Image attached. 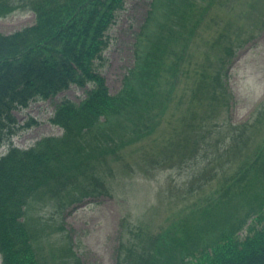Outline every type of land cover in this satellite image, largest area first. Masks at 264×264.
<instances>
[{
  "label": "trees",
  "instance_id": "obj_1",
  "mask_svg": "<svg viewBox=\"0 0 264 264\" xmlns=\"http://www.w3.org/2000/svg\"><path fill=\"white\" fill-rule=\"evenodd\" d=\"M124 2L0 0V16L29 9L35 17L31 25L0 32V146L15 131L13 111L71 86L85 89L78 102L64 98L56 104L49 121L62 128L60 136L42 137L28 148L10 141L0 155L1 264H47L40 250L48 234L40 236L42 228L30 211L36 201L58 197L64 206L103 193L112 160L152 134L159 137L152 154L159 148L168 153L176 140L177 150L186 148L177 155L176 165H183L199 157L203 144L221 127L230 102L224 78L232 41L222 47L224 55L218 48L202 51L203 68L195 71L197 108L185 106L187 98L178 91L179 78L190 80L193 57L198 58L188 51L184 35L198 24L196 19L186 28L193 0H151L133 65L120 89L108 91L99 66L106 32ZM155 10L177 17L167 26L157 22L167 35L156 36L160 30L151 32L148 26ZM238 30L237 44L251 37L240 26ZM258 108L253 122L232 126L236 132L222 136L230 147L217 161L232 162L233 172L216 193L158 229L148 228L150 221H132L116 247L115 264H264V101ZM176 131L194 136L175 139ZM56 264L83 263L70 246Z\"/></svg>",
  "mask_w": 264,
  "mask_h": 264
},
{
  "label": "rangeland",
  "instance_id": "obj_2",
  "mask_svg": "<svg viewBox=\"0 0 264 264\" xmlns=\"http://www.w3.org/2000/svg\"><path fill=\"white\" fill-rule=\"evenodd\" d=\"M193 1L186 28L189 30L196 19L198 24L192 33L184 31L188 51L199 55L198 58L193 57V65L205 56L203 50L208 52L218 48L220 53L223 46L233 42L224 82L230 102L220 117L221 127L209 136L207 146L203 144L199 157L183 165H176L177 155L186 148L177 150L175 140L166 149L168 153L159 148L152 154L154 141L157 144L159 139L152 134L123 149L119 157L112 160L113 171L106 170L105 173L104 193L98 192L93 198L86 197L64 206L59 205L58 197L46 203L36 201L30 211L33 218H38L40 230L42 228L40 236L48 234V240L40 250L47 264L52 261L56 264L63 250L70 246L83 264H115L116 247L120 239L127 237L125 233L132 221H150V229L165 226L171 218L189 212L215 194L232 174V162L227 163L222 157L217 161V157L230 147L222 136L231 135L232 126L253 122L259 112L258 107L264 101V0ZM150 2L125 0L123 8L116 13L115 22L106 32L107 47L99 70L110 93L120 89L124 73L133 65L137 35L148 17ZM154 17L155 20L148 24L153 29L151 32L160 30L158 23L164 22L167 26L177 18L173 14L169 17L162 10H155ZM34 18L31 10L16 9L0 16V32L7 34L31 25ZM239 26L252 36L242 44L234 42ZM174 27L179 28L178 25ZM221 33L224 36L219 45H213ZM164 35L167 32L161 30L156 34ZM178 82L179 93H184L187 98L185 106L197 108L193 98L197 94L196 83L192 80L187 82L184 77H180ZM84 90L71 86L51 98L31 101L27 107L13 111L15 131L9 141L5 140L0 146V155L7 151L10 141L15 147L28 148L42 137L60 136L62 128L49 121L56 104L64 98L78 102L84 97ZM207 100L204 99L205 103ZM186 135L194 136V132L182 131L179 134L176 131L175 139ZM170 138L172 136H168Z\"/></svg>",
  "mask_w": 264,
  "mask_h": 264
}]
</instances>
